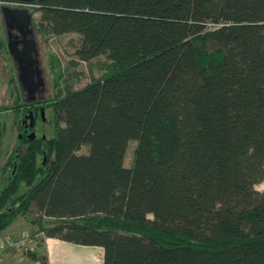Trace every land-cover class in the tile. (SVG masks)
I'll list each match as a JSON object with an SVG mask.
<instances>
[{"label": "trees", "instance_id": "16d2710c", "mask_svg": "<svg viewBox=\"0 0 264 264\" xmlns=\"http://www.w3.org/2000/svg\"><path fill=\"white\" fill-rule=\"evenodd\" d=\"M33 8L44 34L81 40L46 106L55 136H19L1 167L0 234L35 214L104 264H264V0ZM102 55L111 72L75 89Z\"/></svg>", "mask_w": 264, "mask_h": 264}, {"label": "rangeland", "instance_id": "374dc122", "mask_svg": "<svg viewBox=\"0 0 264 264\" xmlns=\"http://www.w3.org/2000/svg\"><path fill=\"white\" fill-rule=\"evenodd\" d=\"M1 7L0 4V126L3 129L0 137V170L18 145V138L22 134V120L27 114V109L24 107L27 97L18 81L17 64L8 50V31ZM32 14L33 38L37 43L38 59L45 82L44 91L41 93L45 101L44 107H42L47 110L44 115L47 122L39 123L38 136L46 134L47 137H53L58 124L53 118L51 109L46 106L54 100L58 90L62 87L60 76L63 74L66 77L68 73L73 72L70 65L73 60L77 59L75 52L81 37L76 33L61 36L44 34L38 24L40 12L36 11ZM112 69V61L105 55L93 59L90 63L81 62L77 68L79 76H77L75 89L85 87L92 79L103 78ZM60 125L64 126L62 122ZM136 146L135 141L129 144L125 157L127 168L133 164ZM87 152L88 147L85 146L79 151V154ZM256 189L264 191V181L256 185ZM36 219L35 214L20 215L9 228L0 234V239L4 240L7 237L8 240L13 241L26 238L25 246L22 248H6L0 259V264H40L39 258L47 255L45 230L56 225L57 222L46 219L40 223Z\"/></svg>", "mask_w": 264, "mask_h": 264}, {"label": "water", "instance_id": "95a60500", "mask_svg": "<svg viewBox=\"0 0 264 264\" xmlns=\"http://www.w3.org/2000/svg\"><path fill=\"white\" fill-rule=\"evenodd\" d=\"M0 1H16L28 6H34L38 0H0ZM4 22L8 28V50L17 64V76L19 84L23 92L33 97L37 92L43 91L45 87L43 72L40 68L38 59L37 43L33 38L34 32L32 29L33 21L32 14L27 10H15L4 6L1 9ZM20 27L25 37L20 48V43L17 42L10 32L14 25ZM25 29V30H24ZM34 100L31 99V101ZM32 111L28 117L31 118ZM32 126V125H31ZM31 139L35 138V134L30 135Z\"/></svg>", "mask_w": 264, "mask_h": 264}, {"label": "crops", "instance_id": "0c3cea01", "mask_svg": "<svg viewBox=\"0 0 264 264\" xmlns=\"http://www.w3.org/2000/svg\"><path fill=\"white\" fill-rule=\"evenodd\" d=\"M45 244L49 264H104L100 247L75 245L56 238H46Z\"/></svg>", "mask_w": 264, "mask_h": 264}, {"label": "flooded vegetation", "instance_id": "af4514ba", "mask_svg": "<svg viewBox=\"0 0 264 264\" xmlns=\"http://www.w3.org/2000/svg\"><path fill=\"white\" fill-rule=\"evenodd\" d=\"M2 7H4V6H2ZM7 7H10V6H7ZM10 8L15 9V10H27L30 14H32V9H31L32 7H10ZM32 21H33V14H32ZM21 30H23V29L18 27V25H16V24L13 26L12 29H10L12 37L17 42L20 43V45H19L20 48L22 47V42L25 39ZM7 31H8V28H7ZM43 91L37 92L33 97H30L27 93L24 92L26 94V97H27L26 101L28 103H30L31 105L29 106L30 109L27 110V114L23 117V120H22V125H21L22 134L20 135L21 138H22L23 134L29 136L32 133L35 134V137H38L39 123H41L42 121L44 123L47 122V118H46V116H44L46 109H44L42 107L43 106L42 102L44 101V98L41 95V93ZM33 98H34V100L31 101V99H33ZM30 111H32L31 118L28 117ZM40 137H42L43 139H46L47 135L42 134Z\"/></svg>", "mask_w": 264, "mask_h": 264}, {"label": "built area", "instance_id": "2783aa9c", "mask_svg": "<svg viewBox=\"0 0 264 264\" xmlns=\"http://www.w3.org/2000/svg\"><path fill=\"white\" fill-rule=\"evenodd\" d=\"M0 4L2 6H15V7H33V6H28L26 4L20 3V2H16V1H0ZM26 243V238H22L18 241L16 240H4V239H0V259L3 256V253H5V249L6 248H22L23 246H25Z\"/></svg>", "mask_w": 264, "mask_h": 264}]
</instances>
